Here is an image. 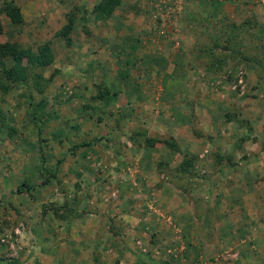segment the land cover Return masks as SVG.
<instances>
[{
	"label": "rangeland",
	"instance_id": "obj_1",
	"mask_svg": "<svg viewBox=\"0 0 264 264\" xmlns=\"http://www.w3.org/2000/svg\"><path fill=\"white\" fill-rule=\"evenodd\" d=\"M4 1H11L18 6L21 15H23V20L20 23H13L1 9ZM95 1L0 0L2 23L0 42L15 41L22 46L28 45L34 48L38 43L49 40L54 53L53 60L48 65L42 68L29 66L28 77L23 84L4 80L9 88L7 90L0 88V264H17L22 252L26 249L32 254L38 252V244L32 241L36 238L32 233L33 230L35 233L39 232L37 228H34L35 220H38V223L51 220L50 211L52 210L54 213L56 208L63 204H54L53 201H50V197H57L61 192L66 194L69 190H76L81 194L83 190L87 192L93 190V193L98 197H91V200L96 201L94 203L93 201L86 202L83 208L73 210V214L83 217L90 216L92 210L95 219L105 220L109 224L108 228L112 229L113 220L111 217L118 219V215L112 212V208L119 190L125 184L130 189L137 185L136 182L132 183L131 181H136L138 173H140L139 161H152L151 156L144 157L145 155L149 156L151 149V152L154 151V155H156V162L164 159L158 147H165L172 154L176 152L184 154L182 148L190 147L191 150H188L190 153H194V161L196 159L208 161L209 156H212L214 161H218L219 152L217 149H211L207 145L203 147L190 146L187 144L188 134L185 133L183 127L175 124L191 118L196 130V132H192V136L196 137L194 142L201 141L200 131H202L201 128L205 124V120L198 118L197 114L209 110L210 114H213L212 103L209 101L206 104H200L195 108L197 114L191 111L193 115L190 116L186 114L191 106L187 100L183 99L173 103L168 99L170 93L167 91H171V86L164 87L166 80H179L184 85L182 93L210 94L217 101H222L224 97L230 95L247 97V99L255 101L254 106H260L257 102L258 99L254 98L258 96L260 98L264 93V76L262 75L263 70L259 69L256 62L244 59L235 52L217 48L214 50L221 62L213 65V69L209 70L205 65L209 56L196 58L192 46L203 42L207 37L208 28L204 22L195 19L197 14L211 11L218 19L227 18V20L233 21H240L247 15H253L259 20L261 27H264V0H186L182 12V18L185 16V19L183 23L180 22L179 39L176 45L171 37L159 32L162 30L158 26L159 23L156 25L152 21L149 13L152 9L151 0H147L146 4L140 6L137 0H121L117 5L120 15L123 16L120 19L121 27L136 38L137 50L140 49L144 52L147 49L153 58L160 59V56L163 58L158 61L155 59L144 61V57L148 55L141 52L138 55L131 54L122 47L116 54L118 74L111 78V86L104 79L96 76L97 69L93 68L95 62H91L88 57L93 51L90 42L91 33L94 31L93 22L95 21L101 28L103 26L107 29L104 22L111 18L110 16L107 19H95L90 10ZM68 13L74 14L75 22L69 33V40L66 42L57 33L66 22ZM128 15L135 18L137 15H141L144 18L142 25L136 29L129 23H123ZM144 23L145 25H143ZM166 28L169 29V27ZM247 38L245 41L247 46L244 50L248 53L264 54V48L260 46L261 36L251 39L250 35H247ZM85 42L88 44L86 46L88 53L80 60V63L83 62L85 66L84 69H81V66L78 65L79 62L78 64L76 62V54L79 50L82 52L81 46L86 45ZM161 42H167L168 55L157 53ZM11 63L12 59L7 58V64ZM23 63H26L25 59ZM36 70L40 71L44 77H48L42 91L37 90L30 78L33 71ZM128 77L144 78L151 81L147 98L137 106L131 105V110L128 107L123 108L124 86L117 84L118 79ZM89 78H94L92 84H88ZM99 82L102 84L100 86L102 90H104V84L109 89L104 98L97 96L99 89L95 83ZM261 104L264 105V100L261 101ZM192 107H195V104ZM127 111L131 112L135 121L131 134L124 133L123 136L122 132L128 128L123 125V115ZM260 111H264V108ZM174 113L178 114L177 119L173 118ZM179 113L182 114L179 115ZM216 116L213 119L218 122L219 119ZM83 118L98 125L95 127V131L97 132L96 128H98L99 133L89 141L96 143V147H100V149L89 147L90 142L79 144L82 136L76 133V128L83 124L79 122ZM143 118H146V121H143ZM114 126H116L115 132L120 137L116 139L115 144L112 143V137L109 138L105 134L102 137L100 134L103 129L109 131ZM170 126H176L174 131L179 139L176 138L178 151L170 150L162 141L157 140L153 144H149L145 140L146 137L163 139L172 136L168 132ZM80 129L79 127L78 130ZM146 130L148 135L143 139L144 147H139L140 131L145 132ZM142 152L144 156H142ZM68 161L73 162L67 167L65 163ZM76 161L87 163L85 172L76 171L74 165ZM117 161H126L127 163L124 162L125 165L122 167ZM45 168L50 169L53 173L46 176ZM165 169L161 178L169 179L170 170ZM201 170L202 174H208V169L201 168ZM97 172L98 174H96ZM22 176L24 179L21 183L19 180ZM45 177H48L47 184L38 182L44 180ZM170 183L181 184L183 182L170 181ZM170 183L167 184L171 186ZM17 184L20 186L24 184L28 187L24 186L20 192L17 189ZM139 187L138 189L142 190ZM135 188L137 189V187ZM143 198V202L146 199L145 216L149 217L155 213L156 217L162 220L165 226H168L170 234L166 237L169 239V245H149V243H143L139 236L133 237V248L130 250L133 256H137L139 253L152 254L155 260L162 259L167 264H177L178 259L183 261L182 264H195L197 261L201 264H212L217 259L227 262L236 261L239 258V253L234 248H227L219 250L212 258L213 260L197 255V258L187 263L184 261L183 253L186 248L183 229L173 219L170 211L166 210L164 206H160L155 199H147L144 196ZM138 202L142 203L139 204L142 207L143 202ZM139 205L136 208L140 207ZM136 211L138 210L136 209ZM60 213L65 215V210L60 208L54 215L59 214L63 219L68 216V213L65 217ZM131 215L137 221H139V216H143L141 212H131ZM209 217H214L212 212ZM42 232L43 230L39 233ZM38 235L36 234V236ZM119 248L121 249V247ZM208 248L210 249L207 247V250H209ZM262 251L264 254V250ZM98 264H121V261L119 258H110L109 261L104 259ZM122 264L124 263L122 262ZM132 264H140V262L132 260Z\"/></svg>",
	"mask_w": 264,
	"mask_h": 264
},
{
	"label": "crops",
	"instance_id": "obj_2",
	"mask_svg": "<svg viewBox=\"0 0 264 264\" xmlns=\"http://www.w3.org/2000/svg\"><path fill=\"white\" fill-rule=\"evenodd\" d=\"M137 1L139 6L147 3V0ZM110 16L111 18L104 22L107 29L103 26L101 28L99 24L93 22L94 31L91 33L90 39L93 46L91 50L93 51L88 57H90L91 62H95L93 68L97 69L96 76L104 79L111 86V78L118 74L116 54L122 47L131 54L138 55L141 52L148 55L144 57V61L150 59L158 61L162 60L163 57L160 56V59L153 58L147 49L144 52L140 49L137 50L136 38L121 27L120 19L123 16L120 15L117 6ZM127 17L123 23H129L136 29L144 21L141 15H137L136 18L131 15ZM184 19L185 16L181 20L182 23ZM161 40L163 41V39ZM85 43L86 45L81 46L82 52L77 48L79 51L76 54V62L77 64L79 62L78 65L81 66V69H84L85 66L83 62L80 63V60L82 56L88 53L86 48L88 44ZM166 43L161 42L157 53L168 55ZM93 81L94 78L87 80L88 84H92ZM117 84L124 86L125 99L124 104L121 103L123 108L128 107L131 110V105L137 106L147 98L151 81L144 78L128 77L118 79ZM164 84V87L171 86V91H167L170 93L168 99L171 102L177 103L183 99L189 102L191 106L186 114L190 116L193 115L191 111L197 112L195 108L200 104H206L209 101L212 103L213 114H210V110L202 111L201 114L196 113L198 118L205 120V124L201 128L202 131H200L202 134L201 141L194 142L196 137L192 136V132H196V130L191 118L181 122L176 121L175 124L183 127L185 133L188 134L187 144L190 146L203 147L207 145L211 149H217L219 152L218 161H214L212 156H209L208 161L196 159L190 172H182L177 169V166L183 155L190 152V147H181L185 150H182L184 154L180 152L172 154L165 147H158L159 152L163 155L162 158H164L163 161L158 162H156L154 151L151 152L152 149L149 156H144L142 152V156L146 158L151 156L152 161H139L140 173H138L136 181H131L132 183L136 182L135 187L137 189L132 186L130 189L127 184L121 186L112 208V212L118 215V219L111 217L113 220L112 229L108 228L109 224L105 220L95 219L92 210L90 216L83 217L73 214V210H79V208H83L86 202H92L91 197H98L93 193V190H91L92 192L83 190L81 194L76 190H69L66 194L61 192L57 197H50V201H53L54 204H63L62 206L72 210L67 212L63 208L68 213L64 219L59 215L55 216L52 210L50 211L51 220L49 222L38 223V220L34 219V228H37L39 232L43 230L42 233H35L34 228L32 229V233L36 237L32 241L38 244L39 250L32 254L26 249L22 252L23 254L17 264H98L104 259L109 261L110 258H119L121 264L122 262L132 264V260H138L140 264H167L162 259L155 260L152 254L139 253L137 256H133L130 251L133 248V237L138 236L143 240V243L146 242L149 245H169V239L166 237L170 234L168 226H165L155 213L149 217L145 216L146 199L143 202V196L147 199H155L160 206L162 205L166 210H169L173 219L183 229L186 239V248L183 253L184 261L187 263L197 258V255L213 260L212 258L219 250L234 248L239 253V258L236 261L224 262L217 259L213 263L264 264V254L262 253L264 250V111H260L264 108V105L261 104V101L264 100V93L261 94L263 97L254 98L258 99L257 102L260 104L256 107L254 106L255 101L247 99V97L230 95L224 97L222 101H217L210 94L182 93L184 85L177 79L166 80ZM185 96L187 98H184ZM193 104L195 107H192ZM209 104L207 105L209 106ZM137 114L136 116H138ZM177 115L174 113L173 118H176ZM215 115L219 119L218 122L213 119ZM123 118V125L128 128L124 129L122 135L124 136V133L130 135L135 118L129 111L124 113ZM142 120L146 121V118ZM79 122L83 123L79 126L80 130H78L79 127L76 128V133L82 136L79 144H88L90 138L99 133L98 128H96L98 131H95V127L98 125L85 118ZM175 127L170 126L168 132L175 139H178V135L174 131ZM115 131L116 126L109 131L103 129L100 134L102 137L104 134L109 138L112 137V143L115 144L116 139L120 138ZM146 135H148L147 130L145 132L140 131L139 147H144L143 139ZM86 136L89 138H84ZM90 146L93 147L92 149L97 148L94 142H90ZM71 162L73 161H68L65 165L68 167ZM124 162L117 161L122 167L125 165ZM74 165L77 172L82 171L81 173H83L87 169V163L83 161H76ZM209 165L214 168L209 167ZM165 168L170 170L169 179L161 178ZM201 168L203 170L208 169V174H202ZM45 171H47L46 176L53 173L48 168H45ZM47 178L45 177L44 180L38 182L47 184L49 182ZM22 179H24L23 176L19 182ZM170 181L183 182L181 183L183 185L180 183L171 184ZM167 183H170L171 186ZM16 186L18 189L19 184ZM138 187L142 188L144 192L142 193ZM23 192L27 193L26 191ZM138 201L143 202L142 207L139 205L142 203ZM137 205L140 207L136 208ZM131 212H141L143 216H141L142 218L139 216V221H137L132 218ZM210 212L213 213V218L209 217ZM36 234L40 236H36ZM207 247L210 249L207 250ZM129 257L131 258L128 259ZM177 261V264L183 263L181 259Z\"/></svg>",
	"mask_w": 264,
	"mask_h": 264
},
{
	"label": "trees",
	"instance_id": "obj_3",
	"mask_svg": "<svg viewBox=\"0 0 264 264\" xmlns=\"http://www.w3.org/2000/svg\"><path fill=\"white\" fill-rule=\"evenodd\" d=\"M120 1L121 0H98L91 5V13L95 19H107L110 17L114 8L118 5V3H120ZM1 9L5 11L6 15L10 17L13 23H20L23 20V15H21L18 6L13 4L11 1H4ZM66 16V22L62 25L57 34L61 35L65 41L68 42L69 33L75 22V16L73 13H68ZM195 19L197 21L204 22L208 30L206 32V39L203 40V42L194 44L192 49L196 58L209 56L207 57L209 60L205 62V65L209 70L213 69V65L221 62L214 50L219 48L221 50L235 52L244 59L256 62L259 69L261 68V70H263L262 75L264 76V54L258 55L256 53H248V51L244 50L247 46L245 42L248 39L247 35H250L251 39L255 36H261L262 43H260V46H263L264 48V27H261L259 20L255 16L247 15L240 21H233L227 20V18L218 19L213 12L206 11L202 12V14H197ZM0 30H2L1 20ZM53 57L54 53L49 40L38 43L34 48L28 45L22 46L15 41L0 42V88L4 90L9 88V85L4 80L8 82H21L23 84L28 77L27 72L31 66L42 68L48 65L53 60ZM7 58L12 59V63L10 65L7 64ZM24 59L26 60L25 64L23 63ZM30 78L32 84L35 85L38 91H42L45 81L48 80V77H44V75L37 70L33 71ZM95 84L99 89L97 96L104 98V95L109 92V89L104 83V90L100 87L102 86L101 82ZM145 140L149 144H153L155 141L159 140L162 141L170 150H179L174 136L163 139L146 137ZM194 157V153H185L182 160L179 162L177 169L182 172H190L194 165ZM21 185L22 186L19 185L18 187L20 192L23 187L26 186L24 184ZM60 208L66 209L67 212L70 211L69 207L60 205L56 208L54 213L56 214L57 210ZM67 212L65 211V215H63L64 213H60V215L65 217L67 216Z\"/></svg>",
	"mask_w": 264,
	"mask_h": 264
},
{
	"label": "built area",
	"instance_id": "obj_4",
	"mask_svg": "<svg viewBox=\"0 0 264 264\" xmlns=\"http://www.w3.org/2000/svg\"><path fill=\"white\" fill-rule=\"evenodd\" d=\"M150 3L152 6L149 12L151 19L156 25L159 23L158 26L162 28L159 32L171 37L175 45L178 44V28L186 0H151ZM165 27H169V29H165ZM195 264L201 263L197 261Z\"/></svg>",
	"mask_w": 264,
	"mask_h": 264
}]
</instances>
